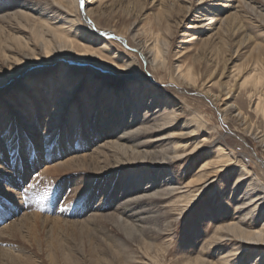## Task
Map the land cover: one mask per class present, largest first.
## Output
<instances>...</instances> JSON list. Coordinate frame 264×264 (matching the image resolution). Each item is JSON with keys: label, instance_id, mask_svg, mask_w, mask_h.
<instances>
[{"label": "bare ground", "instance_id": "1", "mask_svg": "<svg viewBox=\"0 0 264 264\" xmlns=\"http://www.w3.org/2000/svg\"><path fill=\"white\" fill-rule=\"evenodd\" d=\"M50 1L54 3V6H51V17L45 15L36 5L25 2L16 3L19 12L0 15V24L11 31L1 32L4 30L0 25L2 61L11 66L27 58L30 62L42 64L40 60L44 55V60L54 64V51L67 49L76 59L85 63L96 62L106 73L122 76L120 79L126 80L116 81L117 95L111 94L102 99L105 95L93 89L90 103L80 101L79 98L73 99L62 111L60 107L55 108L54 104L58 98L54 88L58 82L54 81H58V77L54 78L53 71L47 70L40 75L42 77H29L28 80L32 82L38 78L42 81L45 79V86L48 88V91L45 90L44 94L36 97L42 112L48 114L44 133H41L47 143V149L44 150H40L38 143L33 142L35 133L28 132L36 131L33 130L36 126H31L32 122L29 120L37 115L35 98L20 105L9 104L7 110L0 114V163H5L8 168L6 176L0 174V224L8 222L0 225L3 226L0 229V240L8 238L0 241L6 244L5 247L0 246V264H43L34 253L27 252L23 244L15 248L8 240L21 236L22 239L28 238L31 244L33 241L38 244L41 241L37 236L41 231L39 227L48 222L52 223V229L51 224H47L50 225L48 233L51 235L45 239L46 243L48 239L52 241L50 245L45 243V247L41 249L46 253L48 264H87V259L80 260L74 256L75 252L73 253L71 246L68 247L75 259L71 255L68 256L64 250L66 245L58 239V233H62L64 226L69 225L72 228L79 224L88 225L89 229L92 227L94 230L103 229L110 232L109 240L118 252V261L111 256V259H108L102 258L101 255H90L89 264H135L132 258L135 249L128 246L130 239L141 246L143 255L147 256L148 260L154 264H164V259L159 257L158 251L164 252L167 248H159L153 242H156L166 227H171L177 215L183 217L186 214L205 188L207 179L237 165L240 167L239 174L234 180L231 192L236 191L243 181H247L244 197L247 198L251 194L250 200L235 208L238 213L236 220L218 226L206 240L208 246H216L222 242L226 244L229 241L230 249L219 258L218 263L205 259L207 253L211 254L210 246L198 251L195 258L189 259L187 256L183 262L178 263L226 264L237 259L240 251L246 250V246H249L251 251H260L261 255L264 248V224L257 228L254 223L246 220L247 216L253 217L257 209L260 211L257 212L256 218L260 217L262 208L259 204L264 199L258 178L252 176L254 171H251L244 158L237 159L226 147L224 139L211 137V133L215 131L202 115L191 112L187 104L170 100L165 91L159 90L152 81L133 73L132 60L113 50L107 40H102L100 47L95 48L93 45L97 40L95 33L98 30L94 28L96 32L89 33L80 25L77 6L83 10L87 22L93 17L99 24H104L141 46L144 54L154 64L152 70L160 74V82L167 81L178 89L194 91L210 101L217 110L225 105L222 107L223 119L233 122L236 130L250 132L254 138L260 140V145L264 146V34L261 35L264 33V0H151L150 3V0H125V6L122 0ZM147 4L156 6L155 18L146 20V16H143L142 10ZM0 12L6 14L4 11ZM4 19L10 24H4ZM187 20L183 26L184 32L181 33L188 36L186 42L193 40L199 47L195 52L186 55L181 44L172 54L171 38L176 28ZM142 21L144 23H141ZM15 31L17 32L14 33ZM68 34L84 41L83 45L79 46L77 40H70ZM247 46L251 51L261 54V60L256 58L253 66H230L235 54ZM64 72L62 67L59 81ZM68 78L73 79V76L67 75L66 80ZM227 78L230 79L228 82L225 81ZM90 80L94 81L92 78ZM101 80L97 79L95 82V90H99L98 81ZM208 84L216 85L219 92L213 93ZM241 92L247 96L251 105V110L248 111L256 117L259 116L258 125L236 102H225L226 99H236L237 93ZM140 111H144V115L151 111L152 114L157 113L160 125L173 126L168 135L166 134V139H171L169 142L165 141V146L158 149L149 146L151 142L138 141V132L146 128V119L140 122ZM260 122L263 128L259 131ZM97 123L100 125L97 126ZM179 125L181 129L175 131L173 128ZM199 132L204 134L198 138ZM82 137L87 138V142H84ZM162 139L164 137L160 138ZM190 139L193 141L190 142ZM247 140L251 142L250 139ZM74 142L76 147H69ZM163 142L162 140L161 143ZM189 143L193 144L190 149L187 148ZM207 143L215 144L211 156L198 166L190 179L179 186L180 175L165 170L164 163L184 160L182 165L185 166L191 155L199 153ZM32 148L33 153L30 152ZM85 149H90L91 153L73 154L67 159L53 162L55 156L61 158L68 152H83ZM42 161L45 162L39 173L47 176V183L44 180L40 185L50 184V180L55 178L52 176L53 172L59 174L56 178L64 174L73 175V170L78 173L74 177L59 178V184L62 183V196L63 188L70 187V193L62 204L55 202L51 207L39 205V210L35 212L32 208L23 207L27 202L21 200L20 194L23 184L32 175L31 170ZM126 167L129 169L124 171ZM135 171H139V175H136ZM186 172L181 175H186ZM107 182L108 185L105 184ZM84 186L85 191H81ZM116 190H119L118 196ZM256 191V195H253ZM155 198L165 204V210L157 208ZM81 201L84 203L81 204ZM15 216V219L10 220ZM39 222L42 223L38 226ZM160 222L165 223L166 227H162ZM136 232L139 236H134ZM149 233L156 237L149 238ZM109 248V245H105V255ZM153 251L157 254L152 255ZM109 254L110 251L108 256Z\"/></svg>", "mask_w": 264, "mask_h": 264}, {"label": "rangeland", "instance_id": "2", "mask_svg": "<svg viewBox=\"0 0 264 264\" xmlns=\"http://www.w3.org/2000/svg\"><path fill=\"white\" fill-rule=\"evenodd\" d=\"M122 1L124 2L123 3L124 6L127 5V2L125 0H122ZM18 2H23V3L25 2V4H30V3L34 4L36 5L37 8L41 9L42 12L45 13V15L49 17L53 15V12H50V11L52 9L51 6H54V3H52L50 0H0V11H4L6 13V14H1L3 12H0V15L4 16L10 12H14V13L19 12L18 8L16 7V3ZM48 2H49V5H48ZM150 2L151 0L149 1V3ZM45 8H50V9L45 10ZM60 11L62 10L60 9ZM63 12L64 14H66L65 11ZM156 12H157L156 6L153 4H147L142 10V14L143 16H146L145 17L146 20L155 18ZM58 13L59 12H57V14ZM77 16H78L80 25L83 28H86V30L89 33L93 31L96 32L94 28L98 30V32L95 33L97 34L96 35L97 40L95 41V45H93L95 48L98 46L100 47V43L102 40L104 39L107 40L109 42V45L113 48V50L121 52L123 57H128L132 60L133 64H132L131 71L133 73L141 75L143 78L145 77L149 81H152V83L159 90L161 89L165 91L166 97H168L170 100H173L175 103L181 102L183 104H187L191 112L195 111L196 113H199L200 115H202L204 120L207 121L208 125L213 127L215 131L214 133H211V137L215 139L216 138L224 139L225 142L227 143L226 147L235 154L238 160L244 158L243 160L248 163V167L251 169V171L252 172L254 171V174L252 176H256L258 178L257 180L258 185L260 187V190L264 193V146L263 145L261 146L260 140L254 138V136L251 135L250 132L244 133L240 130H236L235 129L236 125L233 122H229L228 120L223 119L224 116L222 113V107L225 105H223L221 108H218L217 110L210 101L202 97L200 94H197L196 92L194 93V91H185V90L178 89L176 86L169 84L167 83V81H164V80H163L164 82H160V79H159L160 74L152 70L154 64L151 62L148 56L144 54V50L142 49L141 46L136 45L129 38H125L121 36V34L111 30L104 24L103 25L99 24L98 22L95 21L93 17L87 22L83 14V10L80 8L79 5L77 6ZM34 17H36V15ZM59 17H62V16H59ZM16 22L13 21V23H16ZM187 22L188 20L184 21L183 24H180V26L176 28V32L174 36H172L171 38L172 45L170 48V53L173 54L174 51L181 44L184 47V52L187 53L186 55H189L195 52V50L199 47L197 43H193V40L186 42L185 39L188 36H185L181 33V32H184L182 31L184 29L183 26ZM3 23L8 24V25L10 24V22H8V20L6 19H4ZM141 23H144V21H142ZM13 25H16V24H13ZM2 26L3 25H1V27ZM3 28L2 30L4 31H1L3 33H7V31L8 32L10 31V29L6 28L5 26H3ZM16 32L17 31H15L14 33ZM180 33L182 35H180ZM263 34L264 33H262L261 35ZM67 37L73 41L77 40V42H79L78 44L79 46L83 45L82 43L84 41L79 40L78 38H75L73 35L68 34ZM248 47L249 46H247L246 48L242 50H239L235 54L234 59H232V63H230V66L236 65V64H239V65L241 64L243 65L242 67L253 66V62L256 58L261 60L262 55L251 51ZM54 52H55L53 53L54 56H52L56 58L54 64L50 63V61H47L46 59L44 60L45 56L43 55L41 56L42 59L40 60L41 62H43L42 64H36V62H30L29 59L24 58L21 61H18L14 64H11V66H8V64H5L2 61V58L0 56V85H1L0 86V114H2L4 110H7V107L9 104H13V105L19 104L20 105L34 98L36 100V97L44 94L45 90L48 91V88L45 86V83H46L45 79L42 81V80H38L39 79L38 78L36 81H33V82L28 80L29 77L30 78L34 76L42 77L40 75L44 74L47 70L53 71L54 78L58 77L56 78L58 81H54V83L58 82V84L54 88L56 90L55 91L56 95L58 96L59 99L57 98L54 101V104H55V108L60 107L62 111L65 110L67 104L71 102L73 99L79 98L80 101L82 100L83 102L85 101V102L90 103L91 96L93 94V91H92L93 89L94 91L99 92L100 94L103 93L105 95V97L102 96V99H105L111 94L117 95V91L115 90L117 89L116 81L126 80V78L123 80L120 79L122 76H116V74L106 73L105 71L100 69L101 67L98 64H96V62L93 63V62L87 61L85 63L82 60L76 59L70 50L63 49V50H57V51L55 50ZM172 61L174 62L173 58H172ZM118 63L122 65L121 62H118ZM62 67L63 69H65V72H64L63 77L61 78V81H59L60 69H62ZM66 71H68V73ZM67 75L73 76V79L68 78V80H66ZM90 78H92L94 81L90 80ZM134 78L137 79L136 77ZM97 79L99 80L102 79L101 81H98L100 82L99 83L100 88H98L99 90H95L96 88L95 82L97 81ZM228 80L230 79L229 78L225 79L226 82H228ZM88 83H89V86H87ZM209 84H211V82ZM209 84L207 86H209V89L213 93L219 92L218 87L216 85L210 86ZM246 97L247 96H245V94L241 92V93H237L236 99L235 98L226 99L225 102L229 101L227 104H229L230 101L236 102V104L240 105L243 108V111L248 112L250 114L251 119L255 121L256 124L258 125L257 122H259L260 118L259 116L256 117L255 114L248 111L251 109L249 108L250 104ZM38 101L39 100L34 101L36 105L35 109H36L37 115L29 119L32 122L30 123L31 126H34V125L36 126L35 129H33L36 131H28V132L30 134L35 133V137H32L33 142L38 143V148L40 150H44V149H47L46 148L47 143L45 142L44 137L41 133L42 132L44 133V126L46 124L45 119L48 114L46 115L45 112H42ZM221 102L223 104V101ZM49 108L50 110L52 109V107H49ZM157 116L158 114L157 113L152 114V111L147 113L146 115H144V111L139 112V117H141L140 122L142 121V119L144 120L146 119L145 120L146 123L144 124V127L146 128L141 129V131L138 132L139 134L138 141L147 142V143L151 142L149 143V146L159 149L161 148V146L163 145L165 146L166 144L165 141L169 142V140L171 139V138L169 139H166V138H167L168 133L170 132V129H172L173 126L168 127V125H160L158 122ZM182 120L183 119H181V121ZM99 125L100 124L97 123V126ZM148 126H151V127H148ZM262 128L263 127L260 122V127L258 128V130L260 131ZM173 129L175 131H178L181 128L179 125V126H175ZM117 132L120 133L121 131L117 130ZM203 134H204L203 132H199L198 138L202 137ZM162 137H164V139H162L164 141L163 143H161L162 140H160V138ZM81 139H84V142H87V138L82 137ZM247 139H250L251 142ZM191 140L193 141V139H190L189 141L191 142ZM192 146L193 144L189 143L187 148L190 149V147ZM214 146L215 144H212V143L205 144L201 148L199 153L191 155V158L186 162L185 166L182 165V163H184V160H178V161H173V162L166 161L164 163L165 168H166L165 170L180 175L181 179L179 180L180 182L179 186H182L183 185L182 182L190 179L192 177V174L198 169V166H200L205 160H207L208 157L211 156L210 153L212 152ZM69 147H76V142H74L73 144H70ZM52 150H49V151H52ZM33 151L34 150L32 148L30 152L33 153ZM85 152L91 153V150L85 149L83 152L78 151L75 153L68 152L66 153V155L64 154L61 158L55 156L54 159L55 158L56 159L53 160V162H55L56 160L59 161V160L67 159L73 154H80V153H85ZM44 156L45 158L47 157L46 153L44 154ZM44 160H47V159H44ZM44 162L45 161H42L33 170H31L32 175L28 178V180L23 184L21 188V194H20L21 200L27 202V204L23 205V207L25 209L32 208L33 210H35V212L39 210L38 209L39 205L41 206L47 205L51 207V206H54L56 203L62 204L67 199L68 197L67 194L70 193V187L67 186L63 188L62 193L64 195L62 196L61 191H60V186L62 183L59 184V178L61 177L65 179L67 177H74L75 175H77L76 173H78L76 170H73L75 173L73 175L64 174L56 178L59 174L53 172L52 176L55 177L56 179L52 178L50 180V184L40 185L39 183L40 182L43 183L44 180H45V183H47V180L45 178L47 176L46 175L44 176L43 174L39 173V171L43 167ZM52 164H55V163H52ZM49 166H51V164ZM7 169L8 168L5 163L3 164L0 163V174L2 176L7 175L6 173ZM128 169L126 167L124 171H127ZM239 169L240 167L238 165L233 166V168L231 166V168H228L222 171L221 173H217L213 177L207 179L205 188L202 190L197 200H195L192 207L188 209V211L186 212V214H184L183 217L182 215H177L175 217L176 221L172 223L171 227H166L165 223L160 222L161 225H163L162 227L164 226L166 227L165 230L162 231L161 235L156 240V242H153L154 239H150V241L157 244L159 248L160 247L162 249L164 247L167 248L166 251L164 250V252L158 251L159 257H162V259H164L163 260L164 264H173V263L175 264V262H177V264H180L181 262L185 260V257L188 256L189 259L195 258L198 255V251H201L203 248H206V247L208 249L209 246H210L211 254L207 253V255H205V259L213 263L220 262L219 258L222 255L226 254L227 251L230 249V246H231L230 242L227 241L226 244L225 243L223 244L222 242V243L216 244V246L215 244L213 246H211L212 244L208 246V243H206V240H208L211 237V235L214 233V230L218 226L225 225V223H228L231 220H236L238 213L235 211V208L238 205H240V203L242 202L246 203L250 200L251 194H249L247 198L244 197L245 192H246L245 188L247 186L246 184L247 181L245 183L243 181L241 185L237 189H235L236 191L231 192V188L234 184V180L239 174ZM182 172L184 173L186 172V175H181ZM134 173L136 175H139V171L137 172L135 171ZM80 174L83 175V172H81ZM94 184L95 182L93 183V185ZM105 184L108 185V182ZM141 185L146 186V184H142V183ZM85 189L86 188L84 186L83 189H81V191H85ZM116 191H117L116 196H118L119 190H116ZM256 193L257 191L253 195H256ZM101 194H102V191H101ZM154 197H157V196H154ZM58 198H60L59 201H58ZM155 199H156L155 203H157L156 204L157 208L165 210V204L160 202V200L157 201V199L159 198H155ZM83 203L84 202L81 201V204ZM113 204H115V202H113ZM260 205H261L262 210H261V215L259 218H256L258 217L257 212L260 211L258 209L254 211L253 217L251 218H249V216L246 217L247 222L254 223V225L257 228H259L262 224H264V199L260 201L259 206ZM244 212H246V210L243 211V213ZM16 217L17 216L10 218V220L15 219ZM4 223H1L0 225H3ZM6 223L8 224V222ZM41 223L42 222H39L38 226ZM45 224L46 225L51 224L50 229H52V223L50 222L43 223V226L42 224L40 225L39 231L40 230L41 231L38 233L41 235L38 234L37 236L41 238V241L40 243L38 242V244L37 242L35 243L34 241L31 244L28 238L22 239L21 236H19V238L16 236L14 237L13 240H8V242H11L13 246H15V248L17 245L23 244L27 252L34 253L36 258L40 259L43 264H48V259L45 256L46 253L43 252V250H41L42 248L45 247L46 244L50 245L52 241L51 239H48V242L46 243L47 241L46 239L48 238V235H51V234H49L50 229L48 228L50 227V225L46 226ZM79 225H75V227H72V228L69 225L64 226L62 229L63 231L61 230L62 233L57 232L59 234L58 239L60 241H63V243L66 245V249L64 250L65 252L68 253L67 254L68 256L71 255L72 258L75 259V257H77V258H80V260L87 259L86 260L87 264L90 263V255L91 256L94 255L96 257L97 256L100 257L101 255L102 258L107 257L108 259L111 256L112 259L114 258V260L118 261L119 259L117 255L118 252H116L117 250L112 246V243L109 240V238L111 237L110 232L103 230V229L94 230L92 227H91L92 229L91 230L89 229L88 225H80V226ZM2 227L3 226H0V229ZM80 228L84 230L82 231L80 230ZM64 230L66 231L64 232ZM45 233H47L46 236L44 235ZM69 234L72 236H70ZM75 234L77 235L76 237H75ZM88 236H90L91 238ZM134 236H139V233L136 232ZM147 236H149V238H151L152 236L156 237V235H152L151 233H149ZM130 238H133V237H130ZM7 239L8 238L5 237V239H1L0 241H4ZM105 245L110 246V248L107 250V255L103 253V249H105ZM0 246L5 247L6 244L5 243L2 244L0 242ZM68 246H71L73 248L72 251L73 253L75 252V255H74L75 257L73 256V253L72 251H70V248ZM128 246L130 248H133V250L135 249L136 251V252L135 251L133 252L134 254L132 253V255L134 256L132 258L135 261V264H154L152 261L147 259V256L143 255V250L141 249V246H138L137 242L130 239ZM248 247L249 246H246L245 251L244 250L242 252L240 251L237 259H234L233 261H229L226 264H233V263L234 264H264V248L262 249L263 253L259 255L260 251L259 252L251 251V249H249ZM108 251H110L109 256H108ZM154 254H157V253L153 251L152 255ZM230 259H233V258H230ZM178 261H181V262L178 263Z\"/></svg>", "mask_w": 264, "mask_h": 264}]
</instances>
